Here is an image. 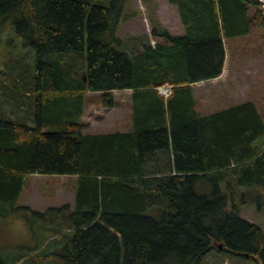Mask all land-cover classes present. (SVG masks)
<instances>
[{"label": "trees", "instance_id": "trees-1", "mask_svg": "<svg viewBox=\"0 0 264 264\" xmlns=\"http://www.w3.org/2000/svg\"><path fill=\"white\" fill-rule=\"evenodd\" d=\"M166 1L184 34L153 28L155 44L130 53L118 36L129 0H0V23L35 61L2 97L36 122L0 117V217L24 212L41 232L35 253L0 264H202L219 245L264 261V228L242 214L264 188V123L249 101L201 115L191 87L221 75L224 40L264 26L250 15L259 0ZM124 90L132 130L84 134L85 95L110 109ZM31 175L73 177L74 209L14 208Z\"/></svg>", "mask_w": 264, "mask_h": 264}, {"label": "rangeland", "instance_id": "rangeland-1", "mask_svg": "<svg viewBox=\"0 0 264 264\" xmlns=\"http://www.w3.org/2000/svg\"><path fill=\"white\" fill-rule=\"evenodd\" d=\"M260 6L259 2L257 9L250 8V15L256 18L264 15V10H261L262 6ZM124 15L125 21L121 22L118 28V36L126 45V51L130 53H136L140 49L141 42L155 44V39L151 36L153 28L165 29L171 35L184 34L176 9L166 0H129ZM224 48L225 64L221 75L212 81L193 85L195 109L199 114L207 115L251 101L264 123V26L256 23L250 27L248 34L224 40ZM34 63V50L23 47L12 26L0 23V108L2 110L0 117L3 120L9 119L15 123L36 126V122L32 121L31 117L26 121L27 113L31 116L35 114V109H23L21 103L17 107L2 97L6 94L5 85H16L13 80H17L19 85L22 84L25 79L20 76L22 70L28 69L32 73ZM6 72H8L7 76L4 75ZM6 77L12 83H9ZM30 80L27 79V84ZM114 94H118L114 99L115 111L105 117L102 111L103 98L99 93L85 95L81 130L83 133H111L116 129L129 127L127 123L129 114L131 117L133 112H131L133 99L127 98L130 109L128 106L125 107L124 101L125 95L131 94V91L124 90ZM34 95L31 91L24 90L20 98L30 102ZM262 189L246 192V204L242 208V214L250 222L264 228V188ZM74 191L73 177L31 175L27 177L14 208L28 207L42 213L64 206L72 210L75 203ZM37 223L41 225L38 221ZM37 226L36 223L30 225L25 219V213L21 211L12 212L6 218L0 217V259L8 263L14 258L35 253L37 250L35 235L41 233ZM220 251L219 249L211 252L202 264H256L254 261L233 257ZM257 261L259 264L264 263L260 258Z\"/></svg>", "mask_w": 264, "mask_h": 264}, {"label": "crops", "instance_id": "crops-1", "mask_svg": "<svg viewBox=\"0 0 264 264\" xmlns=\"http://www.w3.org/2000/svg\"><path fill=\"white\" fill-rule=\"evenodd\" d=\"M131 91V90H130ZM129 95V94H128ZM127 98H128V96L126 95L125 96V104H126V106L125 107H127L128 105H129V103H128V101H127ZM129 107V106H128ZM114 108V109H113ZM112 109H110V110H106V109H102V111H103V113H104V117L106 116V115H108V114H111L113 111H115V108H116V106L114 105V107H113ZM84 109H85V103H84ZM129 109H130V107H129ZM130 113V112H129ZM130 118V114H129V116H128V128L127 129H122V130H119V129H116L117 131H120V132H128V131H130V130H132V128H133V126H132V124H131V119H129ZM116 126V125H115ZM84 134H89L88 132H84Z\"/></svg>", "mask_w": 264, "mask_h": 264}, {"label": "bare ground", "instance_id": "bare-ground-1", "mask_svg": "<svg viewBox=\"0 0 264 264\" xmlns=\"http://www.w3.org/2000/svg\"><path fill=\"white\" fill-rule=\"evenodd\" d=\"M261 7V6H260ZM261 10H264L262 7H261ZM171 93H172V90H173V87L172 86H169V89H168ZM168 90L164 89L162 90V94H168ZM73 102V101H72ZM45 109V108H44ZM72 109V108H71ZM68 110V109H67Z\"/></svg>", "mask_w": 264, "mask_h": 264}, {"label": "built area", "instance_id": "built-area-1", "mask_svg": "<svg viewBox=\"0 0 264 264\" xmlns=\"http://www.w3.org/2000/svg\"><path fill=\"white\" fill-rule=\"evenodd\" d=\"M260 3L262 5V8L264 9V0H260ZM164 89L168 90L167 88L160 89V94H162V90H164Z\"/></svg>", "mask_w": 264, "mask_h": 264}, {"label": "water", "instance_id": "water-1", "mask_svg": "<svg viewBox=\"0 0 264 264\" xmlns=\"http://www.w3.org/2000/svg\"><path fill=\"white\" fill-rule=\"evenodd\" d=\"M219 248H221V247H219Z\"/></svg>", "mask_w": 264, "mask_h": 264}]
</instances>
